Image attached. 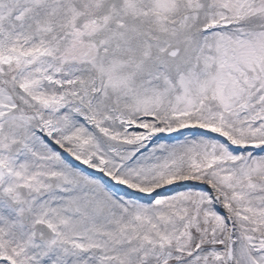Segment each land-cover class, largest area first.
Here are the masks:
<instances>
[{
	"label": "snow or ice",
	"instance_id": "snow-or-ice-1",
	"mask_svg": "<svg viewBox=\"0 0 264 264\" xmlns=\"http://www.w3.org/2000/svg\"><path fill=\"white\" fill-rule=\"evenodd\" d=\"M0 264H264V0H0Z\"/></svg>",
	"mask_w": 264,
	"mask_h": 264
}]
</instances>
